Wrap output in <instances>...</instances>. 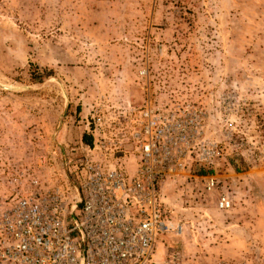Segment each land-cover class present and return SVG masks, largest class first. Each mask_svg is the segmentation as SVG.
Returning <instances> with one entry per match:
<instances>
[{
	"label": "rangeland",
	"instance_id": "1",
	"mask_svg": "<svg viewBox=\"0 0 264 264\" xmlns=\"http://www.w3.org/2000/svg\"><path fill=\"white\" fill-rule=\"evenodd\" d=\"M148 97L200 106L220 152L162 184L183 225L169 247L190 264H264V0H0V192L16 164L79 183L84 145L101 142L91 157L132 175L140 159L113 127Z\"/></svg>",
	"mask_w": 264,
	"mask_h": 264
},
{
	"label": "built area",
	"instance_id": "2",
	"mask_svg": "<svg viewBox=\"0 0 264 264\" xmlns=\"http://www.w3.org/2000/svg\"><path fill=\"white\" fill-rule=\"evenodd\" d=\"M132 114L113 127L140 159L132 175L91 157L106 142L84 145L79 183L66 177L56 184L35 169L10 168L0 192V264H190L168 245L183 225L162 184L194 163L213 164L219 146L205 138L206 114L195 104L161 108L148 97ZM97 123L102 127L101 117ZM112 151L125 153L121 144ZM205 181L207 192L218 188L214 175ZM216 204L221 211L234 206L226 193Z\"/></svg>",
	"mask_w": 264,
	"mask_h": 264
},
{
	"label": "trees",
	"instance_id": "3",
	"mask_svg": "<svg viewBox=\"0 0 264 264\" xmlns=\"http://www.w3.org/2000/svg\"><path fill=\"white\" fill-rule=\"evenodd\" d=\"M91 139H92V138H90L88 135H84V136H83V140H84L86 143H91V142H92Z\"/></svg>",
	"mask_w": 264,
	"mask_h": 264
}]
</instances>
